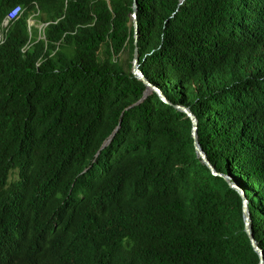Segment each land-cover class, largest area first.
I'll list each match as a JSON object with an SVG mask.
<instances>
[{
	"label": "trees",
	"instance_id": "obj_1",
	"mask_svg": "<svg viewBox=\"0 0 264 264\" xmlns=\"http://www.w3.org/2000/svg\"><path fill=\"white\" fill-rule=\"evenodd\" d=\"M18 5L0 46V264H259L192 120L134 75L135 0H0V30ZM138 5L143 71L198 116L264 249V0Z\"/></svg>",
	"mask_w": 264,
	"mask_h": 264
},
{
	"label": "water",
	"instance_id": "obj_2",
	"mask_svg": "<svg viewBox=\"0 0 264 264\" xmlns=\"http://www.w3.org/2000/svg\"><path fill=\"white\" fill-rule=\"evenodd\" d=\"M185 0H182L184 2ZM135 13L134 18L136 22V51H135V57H134V68L133 72L134 75L141 81L145 83L146 86L154 90L161 99L167 103L170 104L177 109L180 110V112H183L188 115V117L192 120L193 123V138L195 140V152L207 166L211 170V172L216 176H222L225 178V180L229 183L230 187L236 189L239 194L242 197L243 200V215H244V221H245V231L250 239L251 245L254 248V250L258 253L260 261L259 264H264V249L260 247L258 241L255 238V235L252 231V217L251 212L249 209V199L245 192V190L235 181L232 180L231 176L223 174L216 170L215 166L212 164V162L209 160L207 154L204 152V150L201 148V144L199 141V130H200V121L198 116L188 107L183 106L182 104H176L172 100H170L167 95L162 91L160 87L152 83V81L147 77L146 73L142 69V60H141V53L140 49L138 47V41H139V21H138V0H135ZM35 23L33 21H30V26L32 27Z\"/></svg>",
	"mask_w": 264,
	"mask_h": 264
},
{
	"label": "built area",
	"instance_id": "obj_3",
	"mask_svg": "<svg viewBox=\"0 0 264 264\" xmlns=\"http://www.w3.org/2000/svg\"><path fill=\"white\" fill-rule=\"evenodd\" d=\"M25 10L22 6H16L14 7L8 14V17L5 21V23L3 24V29L0 30V46L3 45L6 41L5 38V29H8V27L11 25V23H14L16 21H18L22 15L24 14Z\"/></svg>",
	"mask_w": 264,
	"mask_h": 264
},
{
	"label": "clouds",
	"instance_id": "obj_4",
	"mask_svg": "<svg viewBox=\"0 0 264 264\" xmlns=\"http://www.w3.org/2000/svg\"><path fill=\"white\" fill-rule=\"evenodd\" d=\"M133 16H134V14H133ZM134 19H135V18H134ZM128 239H129V237H127V236H125V237L123 238V240H124L125 242H127Z\"/></svg>",
	"mask_w": 264,
	"mask_h": 264
},
{
	"label": "rangeland",
	"instance_id": "obj_5",
	"mask_svg": "<svg viewBox=\"0 0 264 264\" xmlns=\"http://www.w3.org/2000/svg\"><path fill=\"white\" fill-rule=\"evenodd\" d=\"M125 57H126V58L128 57V52L125 54Z\"/></svg>",
	"mask_w": 264,
	"mask_h": 264
}]
</instances>
